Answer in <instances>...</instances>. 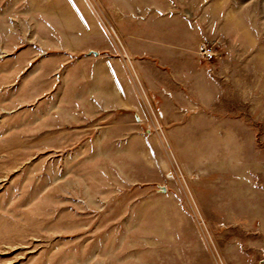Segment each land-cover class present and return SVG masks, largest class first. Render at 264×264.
Listing matches in <instances>:
<instances>
[{
    "label": "rangeland",
    "instance_id": "374dc122",
    "mask_svg": "<svg viewBox=\"0 0 264 264\" xmlns=\"http://www.w3.org/2000/svg\"><path fill=\"white\" fill-rule=\"evenodd\" d=\"M0 264H264V0H0Z\"/></svg>",
    "mask_w": 264,
    "mask_h": 264
},
{
    "label": "built area",
    "instance_id": "2783aa9c",
    "mask_svg": "<svg viewBox=\"0 0 264 264\" xmlns=\"http://www.w3.org/2000/svg\"><path fill=\"white\" fill-rule=\"evenodd\" d=\"M214 53L210 47H207L204 49V57L206 59H211L213 57Z\"/></svg>",
    "mask_w": 264,
    "mask_h": 264
},
{
    "label": "water",
    "instance_id": "95a60500",
    "mask_svg": "<svg viewBox=\"0 0 264 264\" xmlns=\"http://www.w3.org/2000/svg\"><path fill=\"white\" fill-rule=\"evenodd\" d=\"M96 53V52H95Z\"/></svg>",
    "mask_w": 264,
    "mask_h": 264
}]
</instances>
